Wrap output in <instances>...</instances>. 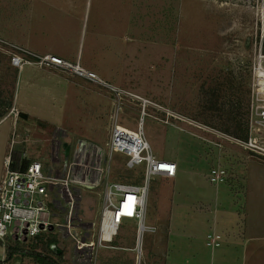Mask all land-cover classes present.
<instances>
[{
	"label": "rangeland",
	"instance_id": "374dc122",
	"mask_svg": "<svg viewBox=\"0 0 264 264\" xmlns=\"http://www.w3.org/2000/svg\"><path fill=\"white\" fill-rule=\"evenodd\" d=\"M14 1L19 0H0V8L9 9L7 2ZM120 2L117 7L121 8L124 18L139 16V24L133 30L134 43L123 42L132 51L130 58L125 60L126 70L121 73L125 77L120 79L121 86L109 78H101L153 103L145 118L141 115L143 110L139 103L129 104L126 114L121 116V125L138 131L144 118L145 137L154 154L162 160L179 161L180 166L177 177H157L150 182L145 220L150 229L140 233L139 223L125 221L113 242L103 243L95 264H170V244L175 240L178 244L180 237L178 203L182 198L196 203L198 199L210 196L209 186L212 184L208 175L211 167L222 165L233 173V178L222 185L233 198V204L237 205V225L244 221L243 207L249 186L264 181V168L255 161L249 162H264V157L243 145L253 139V143L264 149V124L260 123L258 116L264 107V81L258 77L259 70H264V0ZM110 3L111 0H75L74 7L70 6L72 13L64 22H74L77 26L71 44L73 58L83 54L89 58L92 46L105 44L106 39L101 45L93 43L88 25L95 17L101 18L104 7H110ZM124 33L126 31L122 34L126 36ZM69 62L89 70L79 61ZM15 70L10 58L1 52L0 123L3 119L6 121L0 124V174L8 154L12 121L7 119L12 118L7 117L13 103L11 83L16 77ZM90 84L111 100L110 95L98 90L97 85ZM111 113L110 105L99 120L67 119L69 134L74 139L86 138L108 149ZM25 120L24 117L21 122L25 123ZM42 150L37 159L47 157L48 160V145ZM126 162L124 155L114 154L111 180L126 182L134 177L143 183L142 168L128 170ZM201 204L193 207L194 214L208 212L207 205ZM92 205L90 198L82 203L86 220H90ZM230 212L235 211L231 209ZM52 220L57 225L62 223L59 218ZM44 235L53 241L50 244L53 253L60 256L57 251L63 249L61 257L65 264H79L74 241L64 235L59 226ZM44 244V240L35 239L24 246L27 249L37 246L42 251ZM4 253V246H0V261L4 256L7 258ZM203 253L210 256L211 250L203 247ZM175 256L177 260L178 255ZM20 263L29 264L26 261Z\"/></svg>",
	"mask_w": 264,
	"mask_h": 264
},
{
	"label": "crops",
	"instance_id": "0c3cea01",
	"mask_svg": "<svg viewBox=\"0 0 264 264\" xmlns=\"http://www.w3.org/2000/svg\"><path fill=\"white\" fill-rule=\"evenodd\" d=\"M111 2L110 7H104L101 18L95 17L94 22L88 25L94 37L93 43L101 45L106 39L104 46L91 47L89 58L84 54L77 55V59L72 57L74 49H71V44L77 26L64 20L72 13L70 6L75 0L7 2L9 9L0 8V37L41 55L52 54L68 61H79L89 71H97L100 77L109 78L119 86L120 79L125 77L121 75L126 70L125 60L130 58L132 51L126 46L134 43L133 30L139 24V16L128 15L125 19L121 8L117 7L120 0L119 3L118 0ZM125 31L126 36H123ZM15 71L16 77L11 83L12 106L15 105L21 114L18 118L7 119L12 121L7 156L12 150L20 157L25 153L27 159L24 162L28 165L34 161H48L47 157L39 160L37 156L44 145H48L50 159L55 138L62 135H67V139L73 138L69 134L67 119L84 117V120H99L108 106L113 109L112 100L95 91L83 78L76 80L57 70L30 65ZM24 117L25 123L21 122ZM43 127L47 130H42ZM79 139L96 143L86 138ZM254 161L264 168V162L249 160ZM175 162L180 166L179 161ZM186 182H189L187 178ZM209 189L210 199H198L196 203L188 198L179 201L180 237L178 244L176 240L170 244V264H264V181L249 186L243 207L244 221L238 225L237 205L233 204V198L224 185H211ZM198 203L207 205L208 212L194 214L193 207L199 206ZM231 209L236 213H231ZM203 247L211 250L210 256L203 253ZM175 255H178L177 260Z\"/></svg>",
	"mask_w": 264,
	"mask_h": 264
},
{
	"label": "built area",
	"instance_id": "2783aa9c",
	"mask_svg": "<svg viewBox=\"0 0 264 264\" xmlns=\"http://www.w3.org/2000/svg\"><path fill=\"white\" fill-rule=\"evenodd\" d=\"M1 52L10 58L11 66L18 71L26 65L62 71L97 85L98 90L111 97L113 109L108 149L84 139H67V135H62L54 139L52 158L45 162L34 161L25 169L23 163L27 154H22L17 162L12 150L5 159L0 179V240L4 243L5 253L11 241L27 244L40 235L52 233V226L55 229L59 226L74 241L77 263L95 264L103 243H112L125 221L139 223L140 233L150 229L145 220L151 180L157 177L172 179L178 175V163L160 159L145 137L144 118L153 103L106 82L80 64L53 55H40L0 37ZM136 103L144 116L138 131L121 125V116L126 114L128 105ZM20 114L13 105L7 118H18ZM258 116L260 123L264 124V107ZM253 141L250 139L243 144L244 147L264 157V149ZM114 154L126 157L128 170L142 168L143 183H137L134 177L126 182L112 181ZM231 178L233 173L217 164L211 167L208 175L210 183L215 186ZM86 198L93 200L88 221L82 210ZM53 218L61 219L62 223L55 224ZM106 233H113L109 242ZM58 252L61 255L64 251L60 248ZM1 262L6 263L5 256ZM15 263L21 264L20 261Z\"/></svg>",
	"mask_w": 264,
	"mask_h": 264
},
{
	"label": "trees",
	"instance_id": "16d2710c",
	"mask_svg": "<svg viewBox=\"0 0 264 264\" xmlns=\"http://www.w3.org/2000/svg\"><path fill=\"white\" fill-rule=\"evenodd\" d=\"M14 159L20 162V156L16 153L13 154ZM28 163H23V168L27 167ZM137 183H140L137 181ZM150 192V191H149ZM37 241H45L43 250L40 251L36 246L33 249H27L24 245L11 241L6 247V262L23 261L29 264H65L61 255H57L50 250L51 239L50 236L40 235L36 238ZM0 246H3V242L0 240ZM59 253V252H58ZM0 264L3 262L0 261Z\"/></svg>",
	"mask_w": 264,
	"mask_h": 264
},
{
	"label": "bare ground",
	"instance_id": "6f19581e",
	"mask_svg": "<svg viewBox=\"0 0 264 264\" xmlns=\"http://www.w3.org/2000/svg\"><path fill=\"white\" fill-rule=\"evenodd\" d=\"M258 77L261 78V79H263V81H264V70H259ZM261 85H262V84H261ZM263 93H264V92H263ZM112 234H113V233H106V234H105V238H106V240H107L108 242L110 241V239H111V237H112Z\"/></svg>",
	"mask_w": 264,
	"mask_h": 264
},
{
	"label": "water",
	"instance_id": "95a60500",
	"mask_svg": "<svg viewBox=\"0 0 264 264\" xmlns=\"http://www.w3.org/2000/svg\"><path fill=\"white\" fill-rule=\"evenodd\" d=\"M54 229H55L54 226H52V227L50 228V231L53 232ZM16 239H17V237H14V240H16ZM57 252H58V251H57Z\"/></svg>",
	"mask_w": 264,
	"mask_h": 264
}]
</instances>
